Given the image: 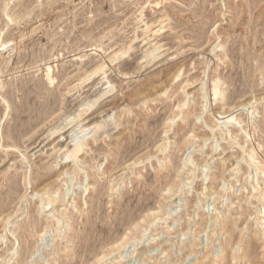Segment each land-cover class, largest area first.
Listing matches in <instances>:
<instances>
[{
    "label": "rangeland",
    "instance_id": "1",
    "mask_svg": "<svg viewBox=\"0 0 264 264\" xmlns=\"http://www.w3.org/2000/svg\"><path fill=\"white\" fill-rule=\"evenodd\" d=\"M0 9V264H264V0Z\"/></svg>",
    "mask_w": 264,
    "mask_h": 264
},
{
    "label": "bare ground",
    "instance_id": "2",
    "mask_svg": "<svg viewBox=\"0 0 264 264\" xmlns=\"http://www.w3.org/2000/svg\"><path fill=\"white\" fill-rule=\"evenodd\" d=\"M5 1V0H4ZM9 2H10V0H9ZM8 3V2H7ZM5 4V3H4ZM3 4V5H4ZM10 4V3H9ZM12 4H14V3H12ZM4 8V7H3ZM0 10H2V9H0ZM2 12H3V10H2ZM2 12H0V13H2ZM6 12H7V10H6ZM4 13V12H3ZM28 13V12H27ZM29 14V13H28ZM15 17V16H14ZM8 17H6L5 19H7ZM18 19H20V18H18ZM258 19V18H257ZM10 20V19H9ZM14 20V19H13ZM264 20V19H263ZM18 21V20H17ZM258 21V20H257ZM10 23H12L11 22V20L9 21ZM261 23V22H260ZM13 24V23H12ZM15 24V23H14ZM259 26H261V25H259ZM7 28V27H6ZM253 29L254 30H256L255 28H251L250 29V32L252 33V34H255V33H253L254 31H253ZM159 30V29H158ZM154 32H156V30L154 31ZM250 33V34H251ZM254 36V35H253ZM4 47H6V46H4ZM152 54V53H151ZM120 55H122V54H120ZM102 64H100V66H98V68H96L91 74H89V76H91L92 74H94V72H98V71H102V69H103V67L101 66ZM48 70V69H47ZM96 74V73H95ZM46 77H48V76H46ZM50 77V76H49ZM52 78V77H51ZM51 78H47L48 79V81L49 82H47V83H51ZM89 78V77H88ZM86 79H87V77H86ZM53 82V81H52ZM219 93V91H214V95H217ZM41 98H42V96H41ZM27 100V99H26ZM44 100H45V98H44ZM45 101H47V100H45ZM27 102V101H26ZM41 102V101H40ZM43 102V101H42ZM48 103V102H47ZM38 104V103H37ZM43 104H44V102H43ZM42 104V105H43ZM51 104V103H50ZM39 107V106H38ZM46 107H48V106H46ZM46 107H44L45 109H46ZM24 108V107H23ZM35 108V107H34ZM19 109V108H18ZM17 109V110H18ZM40 109V108H39ZM48 109V108H47ZM37 110V109H36ZM44 110V109H43ZM42 110V111H43ZM51 110V109H50ZM40 111H41V109H40ZM24 112V111H23ZM22 112V113H23ZM33 112H36V111H34L33 110ZM32 112V114L30 113L27 117H28V119H27V121L26 122H24V123H21L20 122V127H19V130L17 129V127L15 126V128L18 130V132H19V136L20 135H22L23 133H25V132H27V131H29L30 129H32V127H37L36 125H37V123H38V121H39V117H40V115H39V113L38 114H34ZM46 112V111H45ZM48 112H50L49 111V109H48ZM48 112H46V113H48ZM17 113V112H16ZM18 113H19V111H18ZM28 113V112H27ZM46 113H45V115H46ZM84 113V112H83ZM42 114V113H41ZM52 114V113H51ZM82 115V114H81ZM22 116V115H21ZM43 117H44V115H42ZM41 116V117H42ZM49 116H50V114H49ZM16 117H17V114H16ZM46 117H48V116H46ZM80 117V116H79ZM17 118H20V116H18ZM90 118V117H89ZM42 119H44V118H42ZM86 120V119H85ZM106 120V119H105ZM20 121V120H19ZM73 121V120H72ZM76 121H78V119L76 120ZM41 122V121H40ZM39 122V123H40ZM81 122H83V121H81ZM17 123V122H16ZM41 123H43V121L41 122ZM105 123V122H104ZM90 124V123H89ZM18 125V124H17ZM18 125V126H19ZM23 127V128H22ZM77 127V126H76ZM87 127V126H86ZM86 127L84 128V129H86ZM62 128V127H61ZM65 128V127H64ZM80 128V127H79ZM83 128V127H82ZM34 129V128H33ZM55 129V128H54ZM21 130V131H20ZM82 130V129H81ZM80 130V131H81ZM14 131V130H13ZM32 131V130H31ZM48 131V130H47ZM60 131V130H59ZM58 131V132H59ZM62 131V130H61ZM77 131V130H76ZM74 132V129L72 130V132H73V134L71 135L70 134V142H73V141H75V143H74V145H72L73 147H72V149H69L70 151L69 152H67V153H69V159H71L72 158V160L71 161H73L75 158V160H77V154L79 153V151L81 150V146H82V142H83V139H84V137H81V136H79V135H81L82 134V131L81 132ZM15 132V131H14ZM57 132V129H55V130H53V131H51V132H49L48 134H49V136H51L52 134H54V133H56ZM72 132H70V133H72ZM28 133V132H27ZM86 133V132H85ZM12 134V133H11ZM10 136V135H9ZM8 136V137H9ZM48 136V135H47ZM57 137H60L61 135L60 134H58V135H56ZM22 137V136H21ZM21 137H19V138H21ZM33 137V136H32ZM12 138V137H11ZM62 138V137H61ZM68 138V139H69ZM48 139H49V137H48ZM58 139H60V138H58ZM67 139V138H66ZM13 140V139H12ZM16 140V139H15ZM23 140V139H22ZM21 140V141H22ZM43 140V139H42ZM10 141V140H9ZM14 141V140H13ZM28 141V140H27ZM57 141V140H56ZM15 142V141H14ZM31 141H29V143H30ZM34 141H32V143H33ZM42 141H39V143L35 146V147H40V143H41ZM70 142H68V143H70ZM10 143H12V141L10 142ZM17 143V142H16ZM16 143H14V144H16ZM21 143H23V141L21 142ZM21 143H19V144H21ZM18 145V144H17ZM10 146H11V144H10ZM36 149V148H35ZM63 159V158H62ZM79 159V158H78ZM67 160H68V158H67ZM80 160V159H79ZM70 161V160H69ZM63 163V162H62ZM56 166V165H55ZM45 174V173H44ZM47 174V173H46ZM45 174V175H46ZM65 174V173H64ZM63 176V175H62ZM41 177V176H40ZM28 181V180H27Z\"/></svg>",
    "mask_w": 264,
    "mask_h": 264
}]
</instances>
